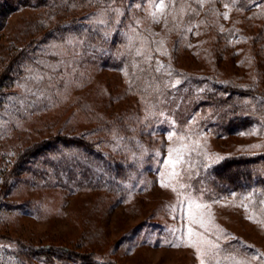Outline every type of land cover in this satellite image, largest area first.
Wrapping results in <instances>:
<instances>
[{
	"label": "rangeland",
	"instance_id": "rangeland-1",
	"mask_svg": "<svg viewBox=\"0 0 264 264\" xmlns=\"http://www.w3.org/2000/svg\"><path fill=\"white\" fill-rule=\"evenodd\" d=\"M219 2L175 0L173 4L165 0L168 7L159 22L150 14L151 3L137 5V15L127 24L104 15L99 20L105 19L108 29L103 36L110 38L109 45L115 43L112 35L122 41L119 48H111L114 52H105L114 61L111 66L77 67L72 77L65 75L60 82L57 78L54 81L52 73L74 68L72 52L65 44L74 47L75 41H63L55 47L58 61L45 63V72L37 71L6 91L20 99L16 101L20 117L16 116L21 120L28 116L20 129H10L7 135L0 131V167L7 173L17 170L26 147H44L54 138L94 131L86 140L95 142L100 134L106 140L118 141L117 146L104 150L105 156L115 161L112 170L118 180L114 182V176L106 187L80 181L68 188L16 189L4 201L24 206L0 220V264H12L1 252L38 247L45 248V256L22 259L18 264H201L200 254L187 246L199 238L195 231L191 237L187 234V197L181 193L191 194L206 205L193 208L204 221V228H193L221 249L216 257L205 255L204 264H217V260L219 264H264V201L250 198L254 191L248 183L242 182V189L237 190L230 177L224 183L215 175L226 158L264 156V129L254 126L236 135H222L213 125L211 108H197L199 91L195 89L196 82L213 77L214 83L225 85L257 82L264 90V54L256 53L257 46L245 40L216 42L213 28L215 25L221 31L242 26L241 35L249 40L264 28V19L249 17L246 21L247 15L237 12L227 0ZM44 12L45 8L25 7L12 13L0 30V55L11 46L22 47L41 36L42 31L33 27ZM129 60L134 61L135 70L145 65L158 68L165 83L159 80L156 94L147 97L131 90ZM50 87L55 91H49ZM31 109L37 111L30 116ZM127 115L139 125L129 135L119 128L112 131L103 127L105 122L120 123L121 116ZM4 125L8 121H0V128ZM101 128L105 129L100 132ZM177 153L185 161L175 169L179 178L168 164L169 155L175 158ZM46 157L51 158L49 153ZM90 160L96 162L95 157ZM120 162L128 170L127 181L121 177ZM205 175L209 185L204 183ZM259 178L264 180V175ZM2 184L0 179L1 200L5 196ZM261 190L259 186L255 192Z\"/></svg>",
	"mask_w": 264,
	"mask_h": 264
},
{
	"label": "trees",
	"instance_id": "trees-1",
	"mask_svg": "<svg viewBox=\"0 0 264 264\" xmlns=\"http://www.w3.org/2000/svg\"><path fill=\"white\" fill-rule=\"evenodd\" d=\"M219 1V3H223V0ZM227 2L233 5L237 12L246 14L247 16H245L248 17L246 21L249 20V17L251 18L250 20L255 19L257 21L261 20V18L264 19V0H227ZM142 3L147 2L146 0H0V30L4 28L7 18L14 12H18L25 7L34 9L45 8V16L33 27L34 31H42V35L22 47L11 46L0 55L3 59V61L2 59L0 60V121H8V125H4L6 126L5 128H0L1 133L7 135L10 129L13 131L20 129L22 121L28 119V116L23 117L22 120L17 117H20V115H17L16 101L20 99L17 98L16 100L15 95L6 93V91L22 82V80L35 76L37 71L45 72L43 71L46 69L43 68L45 63L58 61L60 58H58V55L54 56V53L57 52L55 47L59 42L75 41L74 47L68 45V43L65 44L66 48L69 49L68 51L72 52L71 58L74 68L71 67L66 71L64 69L63 73L60 74L52 73L54 81L57 78L60 82V79L64 78L63 76L65 75L72 77L75 73L74 69L77 67L111 66V62L114 61L108 58L105 52L111 48L117 49L121 46L120 36L112 35L111 40L115 41L116 44L114 43V46L109 45L110 38L103 36V33L108 29L104 27L106 26L105 23H95V20L89 19V17L95 16L98 21L105 15V17L109 16L113 20L118 19L120 22H126L127 24L137 15L136 6ZM216 8L215 13L219 12L218 6ZM102 21L104 22L105 19ZM213 26L215 37L218 39L215 40L216 42H221L223 39L227 42L230 39L234 41L245 40L250 42L249 44L252 47L257 46L256 53L264 54V28H261V32L257 36H253L252 39L248 40L247 37H242L244 35H241L244 33L242 26L238 29L234 25L221 31L217 26ZM226 35L227 37H225ZM109 51L114 52L112 49ZM78 53L82 56H79ZM254 58L256 59L254 63L258 66L257 59L259 58L256 55ZM133 62V60H129L128 63L132 81L129 84L132 86L131 90L147 97L156 94L155 88L159 80H161L162 84L165 83L163 82L165 80L157 73L158 68L145 65L139 66V70H135L132 65L134 64ZM262 62L264 63V61ZM14 74H16V77L13 76ZM215 79L213 77H204L202 81L196 79L199 82H196L195 89L199 91L198 101L200 103L197 108L202 106L203 108H211L210 110L215 120L213 125H215L216 130L222 135H236L240 130L247 131L254 126L263 130L264 90L260 89L259 83L255 82L241 86L229 82V84L225 85L223 82L221 84L214 83ZM47 86L49 89V85ZM50 89L49 91L51 92L55 91V88L52 89L50 87ZM184 89L185 87L180 88L179 92ZM30 105H33V103ZM86 105L85 110L88 111L90 106ZM36 111L35 109L28 110V114L31 116ZM130 116H121L122 120L115 125H107L109 123L105 122L106 124L103 127L112 131L113 127L117 131L119 128L121 129L120 131L129 135L131 129L135 130L137 129L136 126H139ZM9 123H11L10 126ZM105 128L98 130L101 132ZM93 134H95L94 131L86 132L82 135L71 134L65 138H54L46 142L48 144L44 147L40 144L26 147L23 149L24 153L22 152L20 155L16 171L7 173L6 169L0 167V179L3 183L2 189L5 194L2 200L0 199V220L2 221L14 213L17 214L18 210L23 208L24 205L22 203L15 205L8 202V200V203L4 201V199H9V196L16 189L19 190L21 186L29 188H36L37 186L68 188L80 181H85L97 187H106L105 183L112 181L114 176V182H116L118 177L114 175L112 170L115 161L105 156L104 152L106 151L104 150L108 148L107 146H112V148L117 146L118 141L116 142L113 139L106 140L100 134L97 138L100 137L96 138L95 142L86 140L89 135L91 137ZM71 149L76 151L69 153L68 151H71ZM44 150L47 152H44ZM63 151L66 154L68 153V155L64 157ZM53 152L58 153L54 154ZM83 152H88V156L83 157ZM48 153L51 158L46 157ZM92 157H95L96 162L90 160ZM122 163L124 162L116 165L121 171H124L121 177L124 181H127L129 175H126L125 172L128 170L126 167L123 168L121 166ZM215 175L219 176L224 183H227L230 177L231 182L237 183V190L242 189V186L240 187L242 182L248 183L249 189L252 192L254 191V195L251 194L250 198L253 201H264V180L259 178V176L264 175V156L250 158L246 155H240L232 159L226 158ZM204 180L205 184H210L206 175ZM259 186L262 189L261 193L255 192ZM30 204L32 203H28L29 207H31ZM44 250V247H38L37 249H28L23 252L18 250L17 252L11 251L7 253L4 251L1 252V255H5L4 257L6 258L9 257L12 264H18V261L22 259L27 260V258L45 256Z\"/></svg>",
	"mask_w": 264,
	"mask_h": 264
},
{
	"label": "snow or ice",
	"instance_id": "snow-or-ice-1",
	"mask_svg": "<svg viewBox=\"0 0 264 264\" xmlns=\"http://www.w3.org/2000/svg\"><path fill=\"white\" fill-rule=\"evenodd\" d=\"M146 2L151 3L153 6V11L150 13L153 18V21L159 22L160 16L164 14L165 9L168 7V5L165 3V0H146ZM172 2L174 4L175 0H172ZM225 7H227V5H225ZM89 19L96 20L97 17L93 16V17H89ZM99 23L103 24L104 22L101 20L99 21ZM105 35H107V33H105ZM27 91L31 92V89H28ZM37 94H42V93H37ZM171 135L172 134L169 133V136ZM181 162H185V161H183V157L179 153H177L175 158H173L171 155H169L168 157V164L173 170V175L176 176L177 178H179V173H176L175 169L177 165ZM162 186L168 187L167 184H163V183H162ZM181 195H186L187 197L186 210H185V216L187 219V234L189 235V237H191L195 231V235L199 238L195 242L187 246H191L196 249V251L202 257L201 264H204L203 257L205 255H211L213 257H216L220 253L221 249L217 243L205 239L202 232L198 230H194L193 228V225H199L200 228H204V221L201 218L202 214L194 213L193 208L202 209V208H205L206 205L198 202L197 198L192 196L191 194L181 193ZM181 206H185L184 201H181ZM217 264H219V260H217ZM235 264H242V262L236 261Z\"/></svg>",
	"mask_w": 264,
	"mask_h": 264
}]
</instances>
